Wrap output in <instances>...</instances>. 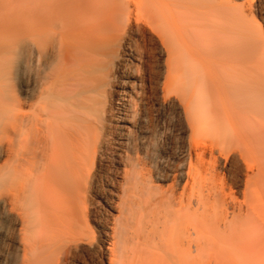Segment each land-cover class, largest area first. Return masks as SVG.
I'll use <instances>...</instances> for the list:
<instances>
[{"label": "bare ground", "instance_id": "obj_1", "mask_svg": "<svg viewBox=\"0 0 264 264\" xmlns=\"http://www.w3.org/2000/svg\"><path fill=\"white\" fill-rule=\"evenodd\" d=\"M239 1L0 0V264L264 255V0Z\"/></svg>", "mask_w": 264, "mask_h": 264}, {"label": "rangeland", "instance_id": "obj_2", "mask_svg": "<svg viewBox=\"0 0 264 264\" xmlns=\"http://www.w3.org/2000/svg\"><path fill=\"white\" fill-rule=\"evenodd\" d=\"M242 0H240L239 2H241ZM236 190V188H235ZM236 192L238 193V189L236 190ZM239 195H241L242 193L239 191L238 193ZM205 264H215V261H207ZM234 264H264V255L261 254L260 256L252 259V260H244V259H236Z\"/></svg>", "mask_w": 264, "mask_h": 264}]
</instances>
